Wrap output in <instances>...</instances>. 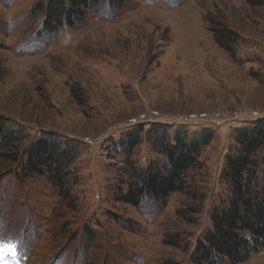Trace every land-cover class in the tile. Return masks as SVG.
I'll use <instances>...</instances> for the list:
<instances>
[{"label":"rangeland","instance_id":"obj_1","mask_svg":"<svg viewBox=\"0 0 264 264\" xmlns=\"http://www.w3.org/2000/svg\"><path fill=\"white\" fill-rule=\"evenodd\" d=\"M51 1L0 0V262L193 264L237 132L264 120V0H96L50 27ZM177 137L208 140L185 190L123 202ZM46 138L74 151L55 181L25 172ZM255 162L264 184V146Z\"/></svg>","mask_w":264,"mask_h":264},{"label":"trees","instance_id":"obj_2","mask_svg":"<svg viewBox=\"0 0 264 264\" xmlns=\"http://www.w3.org/2000/svg\"><path fill=\"white\" fill-rule=\"evenodd\" d=\"M121 4L124 0H111ZM96 0H52L46 14V26L53 27L62 18L72 22ZM217 35V34H216ZM217 40L218 35H217ZM220 43V41H218ZM3 124L0 121V132ZM213 133L212 131H206ZM202 137L188 144L180 137L175 145L168 147L169 168L164 172L149 168L140 174L138 182L130 183L122 201L139 207L149 197L166 200L172 193L186 188L188 172L195 165L196 157L208 144ZM3 142L10 141V134L3 133ZM236 142L239 151L227 158L222 179L227 183L221 192L220 200L210 211L211 229L199 240L193 255V264H242L253 255L264 250V184L254 178L256 155L264 146V120L257 121L252 128H241ZM73 147H61L56 139H41L28 152V165L25 172L31 176L39 174L50 180L60 179L63 169L72 161ZM264 165V163H263ZM165 244L178 247L174 237Z\"/></svg>","mask_w":264,"mask_h":264},{"label":"built area","instance_id":"obj_3","mask_svg":"<svg viewBox=\"0 0 264 264\" xmlns=\"http://www.w3.org/2000/svg\"><path fill=\"white\" fill-rule=\"evenodd\" d=\"M152 115H148L146 113H143V114L139 115L138 117H134L130 120V125L136 126V125H139L141 123H152L158 118L159 113H152ZM257 116H261V115H258L256 113V117ZM207 119H208V115L206 113H203V114L193 113V114H189V115H185V116L180 117L178 119V121L181 124L187 125V124H190V123L196 122V121H206ZM213 124L217 125V126L220 125L218 120H215L213 122Z\"/></svg>","mask_w":264,"mask_h":264},{"label":"bare ground","instance_id":"obj_4","mask_svg":"<svg viewBox=\"0 0 264 264\" xmlns=\"http://www.w3.org/2000/svg\"><path fill=\"white\" fill-rule=\"evenodd\" d=\"M0 264H2V262H0Z\"/></svg>","mask_w":264,"mask_h":264}]
</instances>
